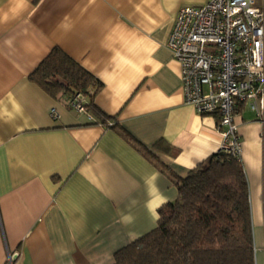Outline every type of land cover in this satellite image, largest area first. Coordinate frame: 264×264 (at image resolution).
Here are the masks:
<instances>
[{"label":"crops","instance_id":"0c3cea01","mask_svg":"<svg viewBox=\"0 0 264 264\" xmlns=\"http://www.w3.org/2000/svg\"><path fill=\"white\" fill-rule=\"evenodd\" d=\"M208 1L0 0V264H114L178 198L137 148L180 177L220 152L217 117L186 104L167 47L181 9ZM54 49L102 83L107 125L30 81ZM235 120L264 264V117L244 105Z\"/></svg>","mask_w":264,"mask_h":264},{"label":"trees","instance_id":"16d2710c","mask_svg":"<svg viewBox=\"0 0 264 264\" xmlns=\"http://www.w3.org/2000/svg\"><path fill=\"white\" fill-rule=\"evenodd\" d=\"M29 79L54 98L65 95L71 100L82 94L88 112L98 122L107 125L110 121L94 104L102 83L60 49H54ZM161 144L156 147L161 148ZM137 149L148 153L172 181L178 198L158 209V227L119 250L114 264H256L249 186L242 159L218 152L180 177L152 153Z\"/></svg>","mask_w":264,"mask_h":264},{"label":"built area","instance_id":"2783aa9c","mask_svg":"<svg viewBox=\"0 0 264 264\" xmlns=\"http://www.w3.org/2000/svg\"><path fill=\"white\" fill-rule=\"evenodd\" d=\"M264 0H209L179 12L168 49L181 65L185 102L200 116H215L220 152L241 159L236 115L246 105L264 117ZM82 94L69 107L93 116ZM58 118L56 109L51 111ZM9 264H14L10 259Z\"/></svg>","mask_w":264,"mask_h":264}]
</instances>
